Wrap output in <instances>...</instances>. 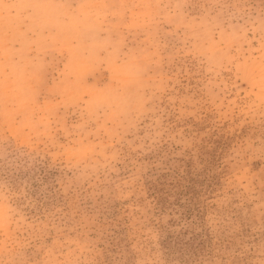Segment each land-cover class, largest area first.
Here are the masks:
<instances>
[{
    "label": "rangeland",
    "instance_id": "1",
    "mask_svg": "<svg viewBox=\"0 0 264 264\" xmlns=\"http://www.w3.org/2000/svg\"><path fill=\"white\" fill-rule=\"evenodd\" d=\"M0 264H264V0H0Z\"/></svg>",
    "mask_w": 264,
    "mask_h": 264
}]
</instances>
